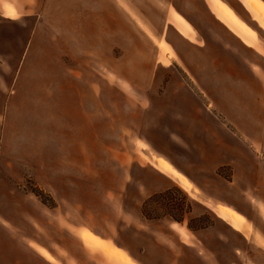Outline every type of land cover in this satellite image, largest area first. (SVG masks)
<instances>
[{
    "label": "rangeland",
    "instance_id": "1",
    "mask_svg": "<svg viewBox=\"0 0 264 264\" xmlns=\"http://www.w3.org/2000/svg\"><path fill=\"white\" fill-rule=\"evenodd\" d=\"M19 1L0 0L2 12L12 16ZM62 1V20L56 19L51 3L44 19L17 18L13 23L26 30L31 27V33L36 28L34 43L46 49L48 60H54V53L56 60L59 57L62 79L61 85L47 86L52 101L47 103L44 134L37 129L20 136L33 141L29 148H18L32 164L21 166V178L9 182L29 193L31 207L39 200L58 208L79 232L101 238L134 264V252L122 247L129 242L136 249L134 225L147 234L154 226L163 241L160 229L175 237L199 238L205 244L195 248L211 258L215 255L218 264H257L253 254L262 249L249 246V256L238 255L239 260L233 249L241 239L264 247V91L245 71L252 68L264 85V19L248 0H204L205 5L202 0ZM254 1L264 10L260 0ZM71 10L78 12L77 19ZM166 25L195 43L194 51L180 47L174 52L168 35L157 34ZM221 25L233 36L226 32V40ZM6 45L0 41V47ZM8 55L9 61H17L18 55ZM167 83L182 105L196 107L207 128L221 131L222 139L237 149L243 163L235 162V171L231 165L217 167L223 157L208 149V133L185 131L190 140L169 139V130L184 116L181 104L176 103L167 117L166 104L156 101ZM59 102L57 134L54 120L59 113L56 110L55 117L51 105ZM197 138L199 147H190ZM58 140L60 149L54 148ZM43 141L44 159L41 145H36ZM149 161L168 175L159 171L157 175ZM185 167L189 176L182 172ZM142 172L150 186L167 179V189H179L156 201L151 210L161 213L169 208L183 222L169 215L153 220L142 216V205L152 195L139 185ZM37 189L42 197L32 193ZM99 247L92 250L114 264ZM172 247L180 253L176 245ZM86 262L91 264L90 259Z\"/></svg>",
    "mask_w": 264,
    "mask_h": 264
},
{
    "label": "crops",
    "instance_id": "2",
    "mask_svg": "<svg viewBox=\"0 0 264 264\" xmlns=\"http://www.w3.org/2000/svg\"><path fill=\"white\" fill-rule=\"evenodd\" d=\"M202 1L205 5L204 0ZM260 1L264 4V0ZM51 3L55 7L56 19L62 20V0H21L17 4L16 9L18 12L12 14V16H10L8 11L3 13L0 7V41L8 44V46L6 45L7 47H0V173L5 174L0 176V264H89L86 262V258L91 260V264H107L106 260L98 252L92 250L99 247L97 246L98 244L103 253L110 258L106 250H110L112 247H109L110 245L106 241L94 237L87 231L79 232L73 222L64 218L56 207L53 209L49 208L39 200H37L38 204L34 205L35 208L31 207L29 193L22 192L15 184L13 185L9 182L18 181L21 178V166L32 164L30 158L24 153L21 154L18 148L22 145L29 148L33 141L27 139L22 141L20 136L23 132H35L37 129V132L44 134L47 123V103L50 104L49 101H52V99L47 98V86L61 85L62 79V61L59 57L56 60V54L54 53V60H48L46 49L43 50L40 45L38 46L34 43L36 28L32 27L33 33H31V27L26 30L22 26L14 25V21L17 18L26 22L34 17L44 19L45 10ZM75 3H73L71 9L74 8ZM77 5L78 3L76 7ZM209 7L212 9L210 5ZM89 8H93V6H87V9ZM70 14H75L74 18L77 19L76 15H78V12L75 11L73 13L71 10ZM87 14H90V12L88 11ZM99 19L102 21L103 17ZM219 19L222 20L220 17ZM222 21L238 37L236 35L237 32L224 20ZM189 22L197 32L198 27L191 21ZM221 27L223 26L221 25ZM159 30L157 32L159 36L165 38L168 35V43L174 52H179L180 47H189L190 51H194L195 43L190 42L188 38L186 40L181 37L172 26L166 25ZM224 30L225 34L221 35L226 40L228 34L233 36L227 28H224ZM37 35L39 36V34ZM19 42L21 44L20 47L17 45ZM197 45L200 46L199 43ZM195 51L197 50L195 49ZM8 53L12 54V56L18 55L17 61H9L10 56ZM6 58L8 60L4 61ZM221 67L224 70L231 69L227 65H221ZM51 69H53L52 73H50ZM245 71H247V78L250 82L252 84L255 82L260 87V90L264 91V85L257 78L252 68H247ZM164 89L165 92L158 94L156 101L166 104L164 115L168 117L171 111L174 110L176 103L181 104L183 101L171 93L170 83H167ZM51 106L55 111V117H57L56 110L59 113L58 121L55 119L54 122L55 125L59 126L56 133L60 134L61 102ZM179 107L182 109V116H184L183 122H179L176 127L169 130L171 131L169 139L175 141L174 137H177L190 140L191 137L185 131L208 133V149L217 153L219 157H223L217 167L231 165L233 171H235V162H239L240 165L243 163L238 158L237 149L222 139L221 131L216 132L207 128L204 122L205 119L202 117L203 113L199 112L196 107L185 106V104H181ZM200 140L198 138L193 140L194 146L191 143L189 146L199 147ZM54 143V148L60 149L61 141H54ZM36 145H41L43 151L40 155L44 159L45 141ZM160 154L168 156V153L160 152ZM149 163L151 167H154V170L156 169L157 175H161L160 173L168 175L152 162L149 161ZM155 171L152 170L153 173ZM189 171L186 167L182 169V172L187 176H189ZM144 173L140 174L142 177L139 185L146 188L149 195L165 191L169 187L170 182L167 179L162 181L161 185L150 186L146 182ZM135 175L137 177L138 173L135 172ZM168 178L172 179L169 176ZM206 194L210 195L207 192ZM53 195L56 197L55 194ZM35 198L37 199V197ZM141 229L139 225H134L131 230L133 232L131 236L134 237V241L139 245L134 243L136 249L129 242H125L122 245L128 252H134L131 254H133L137 264H218L215 255L214 258H211L204 254L199 247L195 248L196 245L205 244L199 238L175 237L170 235L169 231L159 228L160 232L165 234L166 240L163 241L155 235L154 226L150 225L149 234ZM76 230H78L79 234ZM84 237L92 242L86 241ZM241 240V243L236 244L237 248L233 249L236 252L235 257L237 260L240 258L238 255H243L247 258L249 256V246H252L263 250V252L261 250L259 252L256 251V254H253L255 257L252 258V261L260 264L259 262L264 260V247L259 246L254 241H249V239ZM173 244L179 248L180 253L173 250ZM120 254L127 261V264H134L121 251ZM111 260H113L114 264H124L114 259Z\"/></svg>",
    "mask_w": 264,
    "mask_h": 264
},
{
    "label": "trees",
    "instance_id": "3",
    "mask_svg": "<svg viewBox=\"0 0 264 264\" xmlns=\"http://www.w3.org/2000/svg\"><path fill=\"white\" fill-rule=\"evenodd\" d=\"M174 190L179 191V189L177 187H175V188L167 189L163 192L154 193L150 197H148V199L143 203L142 208H141L142 216L147 220H153V219H159L161 217H165V216L169 215L174 220H176L177 222H179V223L183 222V218H182V220H179L178 218H176L175 214L169 208L164 209L166 212H161V213H157V212L154 213L151 210L152 204H154L156 201H158L160 199H164V198L170 196ZM32 193H34L37 197H42V194H41L42 192L40 191V189L33 190ZM188 212H190V211H188ZM189 229L193 231V228L191 226H189Z\"/></svg>",
    "mask_w": 264,
    "mask_h": 264
},
{
    "label": "bare ground",
    "instance_id": "4",
    "mask_svg": "<svg viewBox=\"0 0 264 264\" xmlns=\"http://www.w3.org/2000/svg\"><path fill=\"white\" fill-rule=\"evenodd\" d=\"M248 1L252 5L253 9L259 14V16L262 19H264V10H263V8L260 5H258L254 0H248ZM127 7H128V5H127ZM141 26H142L143 29L146 30L145 33L150 37V33H149L148 29L142 24H141ZM84 239L86 241L92 242L90 239H88L86 237H84ZM106 253L111 259H114L116 261H119V262H122L124 264H127V261L122 257V255L118 251H116L114 249H110V250H106Z\"/></svg>",
    "mask_w": 264,
    "mask_h": 264
}]
</instances>
